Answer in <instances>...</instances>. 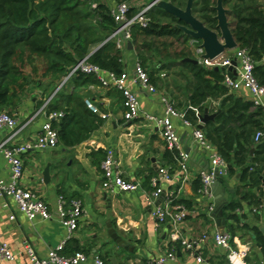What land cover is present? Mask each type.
<instances>
[{"label": "trees", "instance_id": "obj_1", "mask_svg": "<svg viewBox=\"0 0 264 264\" xmlns=\"http://www.w3.org/2000/svg\"><path fill=\"white\" fill-rule=\"evenodd\" d=\"M111 1L112 5L104 0H0V113L9 112L12 115L10 110L28 97L33 89L40 93L37 97L40 99L38 109H42L55 94L45 111L47 115L63 114L62 118L52 120L59 145L73 148L90 139L103 120L89 111L83 98L71 87L100 85V82L94 76L79 73L58 89L71 69L85 59L117 76L125 73L124 51L118 49L115 40L108 41L118 29L111 8L130 4L128 17L131 19L139 11L134 6L142 0ZM149 1L152 4L158 0ZM166 1L183 10L188 4V0ZM216 1L194 0L193 15L208 29L219 32L214 9ZM224 6L229 8V15L234 19L231 31L238 45L237 50L247 51L252 57L254 75L264 86V4L258 0H224ZM148 17L151 22L147 28L139 25L132 27L131 43L132 51L147 71L151 84L156 89L162 86L163 72L174 67L187 73L192 79L189 84L191 93L187 97V105L183 109L176 108L193 126H198L206 110L215 114L219 105L221 107L218 116L208 122L203 131L227 162L228 177L241 172L240 187L224 208L227 218L239 223L234 214L241 206L238 198L242 197L251 205H259L264 198L260 179V175H264V137L255 143L257 133H264V110L255 107L252 101L232 94L224 84L225 71L200 64H183L185 59L198 61L188 49L167 54L168 44L160 40L174 39L187 45L193 39L179 28L183 25L181 22L157 7L148 13ZM91 157L95 165H102L106 151L99 150ZM166 158L169 165L177 169L175 154L168 152ZM201 186L199 179L194 185L195 192ZM64 198L67 202L74 201ZM175 204L193 211L192 201L177 199ZM234 230L232 225V234ZM76 252L85 253L72 242L65 254L71 256Z\"/></svg>", "mask_w": 264, "mask_h": 264}, {"label": "crops", "instance_id": "obj_2", "mask_svg": "<svg viewBox=\"0 0 264 264\" xmlns=\"http://www.w3.org/2000/svg\"><path fill=\"white\" fill-rule=\"evenodd\" d=\"M104 1L108 3V0ZM124 53L125 73L133 75L137 58L134 51L129 49ZM234 53L235 51L227 52L224 56ZM233 75L234 78L237 76L236 71ZM132 88L138 94L143 113L164 115L162 94L152 95L138 85H132ZM71 90L77 92L85 103L89 101L95 105L100 115L107 116L104 120L97 115L103 120L101 127L88 141L73 148L58 145L43 152L33 148L46 121L45 113L38 109L39 98L24 97L17 107L10 110L19 123L16 143L31 147L22 155L25 169L22 183L47 202L52 219H29L12 199H0V244H8L16 256L15 262L0 261V264H31L25 252L26 245L32 246L43 258L68 238L69 232L60 221V197L78 200L83 205L79 227L67 240L66 249L74 242L84 254L98 255L105 264H151L172 250L176 251V259L168 264H243L229 250L217 247L211 238L203 239L205 235L212 237L218 231L232 235V250L245 251L244 262L264 263V198L259 205H251L237 196L235 199L238 198L241 206L234 214L240 222L229 220L224 214L226 226L218 228L216 220L208 215V201L199 191L194 190L200 174L207 171L210 165L209 154L195 146L197 144L193 134L200 121L198 126L188 127L181 120H174L181 146L191 154L190 171L186 182L175 178L172 184L164 181L160 183L166 192H173L178 200H188L194 204L190 218L182 229L184 237L200 243L191 252L181 245H173L167 230L158 229L152 216V211L165 201L166 196L163 195L157 200L152 198L155 190L151 186V180L160 176L159 170L162 168L176 173V169L169 165L166 158L169 151L159 129L142 118L126 121L122 95L115 89H107L100 84L79 88L72 86ZM231 93L252 101V95L246 89ZM2 139H7V136L3 135ZM99 150H113L125 179L140 184V190L127 194L107 192L101 165H95L91 157ZM48 165H51V182L46 185L43 173ZM240 175L239 171L236 176L227 175L223 179V188L227 187L230 191L228 203L233 200L240 187ZM9 178L8 163L0 153V179ZM262 188L264 191L263 184ZM257 194L259 195L258 192ZM5 203L8 207H4ZM12 216L15 220L10 219ZM232 225L235 228L233 234ZM71 249L72 247L69 248ZM198 258L202 259V263L197 261Z\"/></svg>", "mask_w": 264, "mask_h": 264}, {"label": "built area", "instance_id": "obj_3", "mask_svg": "<svg viewBox=\"0 0 264 264\" xmlns=\"http://www.w3.org/2000/svg\"><path fill=\"white\" fill-rule=\"evenodd\" d=\"M93 7H96V5ZM131 7L130 4L123 3L111 8V13L118 25V29L108 41L115 40L118 49L122 51L128 50V42H131L132 27L139 25L142 28H147L151 22L148 13L157 6L153 4L143 5L142 3H137L134 7L139 9V11L133 18L129 19L128 14ZM192 44L197 47L196 52L199 64L209 69L218 68L219 70H223L225 67H231L233 61H237V66L233 67L232 70H223L225 71V86L230 92L240 89L248 90L252 95L254 106L264 110V86L258 82L254 75L255 62L247 51L236 50L232 56L226 57L223 55L215 60H206L204 59L205 50L201 43L193 40ZM234 71H236L237 75L235 78L233 75ZM79 73L94 76L104 88L116 89L122 94L125 109L124 118L126 121L130 122L142 118L159 129L160 135L166 143L167 150L175 154L178 168L174 174L168 169L162 168L159 170L160 176L154 177L151 180V186L155 190L152 194V198L157 200L163 195L166 196L165 201L152 211V216L158 229L164 228L167 230L173 245L177 247L181 245L191 252L194 251L200 246V243L188 240L184 237L182 231L183 225L190 212L184 205L175 204L177 197L173 192H166L160 186L162 181L172 184L175 182V178H178L181 182H186L188 180L191 154L183 150L174 120H181L183 124L188 127H193V125L186 119L185 114L179 111L171 100L163 95L161 96V103L164 108L163 116L149 115L142 112L138 94L133 90L132 85H138L142 90L152 95L159 92L156 87L151 84L147 71L140 63H136L133 75L123 73L121 76H117L114 73L102 70L98 66L91 64L88 59H85L71 69L58 91L70 78ZM230 75H232V77ZM54 96L55 94L41 109V112L45 113L46 121L33 147L37 151L43 152L51 150L59 145L58 133L52 126V120L62 118L63 114L53 113L47 115L45 111L46 106ZM85 104L93 114L101 116L104 120L107 119V116L100 115L98 108L91 102L87 101ZM196 114L199 115L197 111ZM18 127L19 123L13 115L7 112L0 113V153L4 155L10 170V178L8 180L0 179V199L3 201L12 199L19 210L29 219L40 217L43 220H51L52 214L47 202L35 191L22 183L25 172L22 155L28 152L31 147L29 145H19L16 143L15 137L18 132ZM3 135H6L7 139L3 140ZM193 136L198 147L209 154V169L200 174L202 186L199 190V194L208 201V215L211 217L216 211L215 196L212 187L217 181L227 177L229 167L223 157L208 141L203 130L195 128ZM263 137L264 133L258 132L255 137V142L259 143ZM101 169L107 192L113 194H127L140 190V184L125 179L113 150L106 151V158L102 162ZM4 207H8L7 203L4 204ZM59 207L60 221L69 232L68 238L57 245V247L50 250L48 255L43 258L36 253L32 246L26 245L25 252L31 264H89V262L93 264H105L98 255L88 256L84 253H76L67 256L65 254L67 240L79 227V221L83 216V205L80 201L74 200L67 202L64 197H60ZM10 219L15 220V217L12 216ZM210 238L217 247L229 250L233 256L240 258L243 264H247L244 262V258L246 257L245 251L237 252L232 250L233 237L229 232L218 231L214 233L212 237L205 235L203 239L207 240ZM15 259L16 256L10 246L6 243H1L0 261L13 263ZM175 259L176 251L172 250L158 257L151 264H168ZM197 261L202 263L201 258H198Z\"/></svg>", "mask_w": 264, "mask_h": 264}, {"label": "water", "instance_id": "obj_4", "mask_svg": "<svg viewBox=\"0 0 264 264\" xmlns=\"http://www.w3.org/2000/svg\"><path fill=\"white\" fill-rule=\"evenodd\" d=\"M156 5L157 8L163 10L169 15L175 17L179 22L183 25H180L179 28L184 32L185 35L191 37L195 41L201 42L203 49L205 50L204 59L206 60H215L227 52L236 51L238 45L233 37L231 31V23L229 22V11H227L224 7V0H218L217 6L214 8L217 16L216 20L218 22V30L212 31L205 27V25L199 21L193 15V5L194 0H188V4L185 10L180 9L174 6L171 2L166 0H158L152 3ZM128 49L130 51L133 50V46L131 42H128ZM182 63H192L194 65H198L199 62L197 60L192 59H185ZM237 66V61H233L231 67H225L223 70L228 69L232 70L233 67ZM219 71L218 68L215 69ZM232 77V75H230ZM220 105L219 111L215 114H209V111L206 110L205 114L200 118V125L198 126L199 129L203 130L204 127L207 125L208 122L215 120L220 112ZM196 149H198V145H195ZM254 155V150L251 151V156ZM50 167L48 165L43 173L44 183L48 185L51 182L50 176ZM260 179L262 181L264 187V176L260 175ZM213 192L215 193L216 198V211L213 214V218L216 220L217 227L223 228L226 226L224 220V208L228 204V196L230 191L228 188H223V179L217 181L213 187ZM116 238L114 235L113 239Z\"/></svg>", "mask_w": 264, "mask_h": 264}, {"label": "rangeland", "instance_id": "obj_5", "mask_svg": "<svg viewBox=\"0 0 264 264\" xmlns=\"http://www.w3.org/2000/svg\"><path fill=\"white\" fill-rule=\"evenodd\" d=\"M218 1V0H217ZM217 1L215 4V7L217 6ZM260 3L264 4V0H258ZM110 2V3H109ZM112 1L108 0V4L111 5ZM144 5H150L151 1L149 0H142L141 2ZM225 7V6H224ZM227 11H229V8L225 7ZM229 22L232 24L234 22V19L229 16ZM161 43H167V54H174L175 52H180L183 49H188L192 55L197 59V47L192 44V42H189L187 45L183 44L181 41L178 43L174 39H163L160 40ZM172 45L169 47V45ZM165 48V47H164ZM136 58L137 54L134 52ZM165 56V55H164ZM159 59V58H157ZM162 62L165 60L163 57L161 58ZM138 63V60H136ZM163 85L157 88L159 94H162L175 105V107H178L179 109H183L184 106L187 105V97L191 93V90L189 88V84L192 83V79L189 77V75L185 72H183L180 68L174 67L170 70H167L163 72L162 78H161ZM29 96L31 97H38L40 96V93L38 90L33 89L31 93H29Z\"/></svg>", "mask_w": 264, "mask_h": 264}]
</instances>
